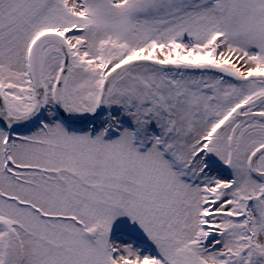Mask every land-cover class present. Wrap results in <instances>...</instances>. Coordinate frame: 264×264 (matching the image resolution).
<instances>
[{
  "label": "snow or ice",
  "instance_id": "1",
  "mask_svg": "<svg viewBox=\"0 0 264 264\" xmlns=\"http://www.w3.org/2000/svg\"><path fill=\"white\" fill-rule=\"evenodd\" d=\"M0 264H264V0H0Z\"/></svg>",
  "mask_w": 264,
  "mask_h": 264
}]
</instances>
